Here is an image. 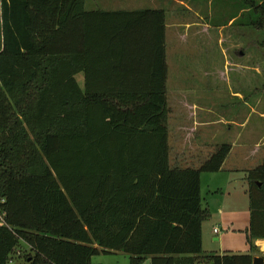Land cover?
<instances>
[{"label": "trees", "instance_id": "16d2710c", "mask_svg": "<svg viewBox=\"0 0 264 264\" xmlns=\"http://www.w3.org/2000/svg\"><path fill=\"white\" fill-rule=\"evenodd\" d=\"M242 3L264 33V0ZM168 74L164 10L0 0V264L116 253L131 264H254L264 161L247 173L249 253L205 252L201 177L219 173L232 146L198 169L171 167Z\"/></svg>", "mask_w": 264, "mask_h": 264}, {"label": "rangeland", "instance_id": "374dc122", "mask_svg": "<svg viewBox=\"0 0 264 264\" xmlns=\"http://www.w3.org/2000/svg\"><path fill=\"white\" fill-rule=\"evenodd\" d=\"M144 9L167 13L171 159L203 160L217 147L234 146L225 168L202 176V202L211 214L204 232L217 225L220 241L214 244L247 255L251 217L244 182L264 161V33L247 25L252 12L242 0H86V11ZM77 79L83 85V75ZM256 144L260 150L247 152ZM208 235L207 241L214 240ZM257 254L264 258V252ZM10 264L30 263L17 255ZM92 264L131 262L129 255L116 253L97 255Z\"/></svg>", "mask_w": 264, "mask_h": 264}, {"label": "crops", "instance_id": "0c3cea01", "mask_svg": "<svg viewBox=\"0 0 264 264\" xmlns=\"http://www.w3.org/2000/svg\"><path fill=\"white\" fill-rule=\"evenodd\" d=\"M234 21V19L232 20V22ZM172 131V130H171ZM232 146V151H231V153H230V155H229V157H228V159H227V161H225V163H224V165H223V167L225 168L226 167V165L228 164V161H229V159H230V157H231V155H232V153H234V150H235V148H234V146L233 145H231ZM170 147H171V132H170ZM252 149H254V151H256L255 149H259L260 150V148H259V146L256 144L255 145V148L253 147H247V152H251L252 151ZM203 157V156H202ZM209 157L210 156H208V157H206L205 159H197L196 161H193V160H187V161H185V159L183 158V156H176L175 157V159H174V161L171 159L172 158V156H170V160H171V167H179V168H182V169H186V168H196V169H198V168H200L201 166H202V164L206 161V160H208L209 159ZM189 162H192V163H194V164H192V165H190L189 164ZM200 166V167H199ZM232 167H234V166H232ZM223 169V168H222ZM203 176V175H202ZM231 178L232 179H234V177H232L231 176ZM202 177H201V189H202ZM235 180L236 179H234L233 181L235 182ZM245 184H246V193H247V190H248V187H247V185H248V182H247V178L245 177V182H244ZM247 195H248V193H247ZM223 207H224V205H222L220 208H219V213L221 214V215H223L224 214V209H223ZM250 208V207H249ZM206 223V222H205ZM205 223H204V225H205ZM204 225H203V249H204V251L205 252H208V253H218V254H223V253H225L226 252V250H225V246H223L221 243L219 244V246L218 245H215L214 244V242H219L220 240H219V238L218 237H216V235H218L219 233H220V231H219V233L218 234H215L214 233V230L215 229H218L219 230V228L217 227V225H213V228H212V231L209 233H205L204 232ZM249 227V226H248ZM248 227H246V231L248 230L247 228ZM209 234V235H208ZM207 235H208V237H213V239L214 240H210V241H207L206 240V238H207ZM247 243V242H246ZM255 245H256V247H257V252L258 251H261V252H264V240H257V241H255ZM222 250H223V252H222ZM231 251V250H230ZM230 251H227V252H230ZM257 252H255L254 253V256L255 257H258L259 255L257 254Z\"/></svg>", "mask_w": 264, "mask_h": 264}, {"label": "water", "instance_id": "95a60500", "mask_svg": "<svg viewBox=\"0 0 264 264\" xmlns=\"http://www.w3.org/2000/svg\"><path fill=\"white\" fill-rule=\"evenodd\" d=\"M254 264H264V258L262 257H255Z\"/></svg>", "mask_w": 264, "mask_h": 264}, {"label": "built area", "instance_id": "2783aa9c", "mask_svg": "<svg viewBox=\"0 0 264 264\" xmlns=\"http://www.w3.org/2000/svg\"><path fill=\"white\" fill-rule=\"evenodd\" d=\"M5 224V221H4V216L0 214V226ZM214 233L215 234H218L219 233V230L218 229H215L214 230Z\"/></svg>", "mask_w": 264, "mask_h": 264}]
</instances>
